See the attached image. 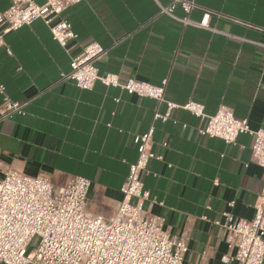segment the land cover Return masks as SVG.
Here are the masks:
<instances>
[{
    "label": "crops",
    "instance_id": "0c3cea01",
    "mask_svg": "<svg viewBox=\"0 0 264 264\" xmlns=\"http://www.w3.org/2000/svg\"><path fill=\"white\" fill-rule=\"evenodd\" d=\"M166 3L83 0L71 5L61 13L78 36L68 42V52L41 19L4 35L0 83L11 99L28 102L24 114L0 121V175L14 169L56 184L83 176L91 181L87 212L109 217L137 157L132 137L153 124L152 150L163 159H152L142 179L156 200L145 204L146 211L162 216L171 233L186 239L182 264H237L220 260L227 243L212 221L225 210L253 217L264 169L250 160V135L240 133L227 144L198 134L202 121L184 109L171 110L167 121H153L155 111H166L165 103L100 81L91 89L58 81L69 70L70 57L95 41L107 48L95 62L99 73L154 85L167 78V99L178 104L194 99L207 114L223 104L251 128L264 129V0H196L199 7L188 17L198 23L208 11L210 29L159 13V4ZM9 4L0 0V12ZM174 14L184 16L180 7Z\"/></svg>",
    "mask_w": 264,
    "mask_h": 264
},
{
    "label": "built area",
    "instance_id": "2783aa9c",
    "mask_svg": "<svg viewBox=\"0 0 264 264\" xmlns=\"http://www.w3.org/2000/svg\"><path fill=\"white\" fill-rule=\"evenodd\" d=\"M81 1L10 0L9 6L0 12V47L5 45L6 33L41 19L52 38L68 52V42L78 36L61 13ZM176 7L183 10L184 16L174 14ZM197 7L196 0H167L166 4H159V13L183 24L210 29L208 11H204L198 23L189 19V13ZM7 52L10 54L9 49ZM106 52L107 48L95 41L86 43L70 57L69 70L61 72L58 81H72L80 89H91L100 81L128 94L165 103L166 111H155L153 121H167L171 110L184 109L202 121L197 127L198 134L220 138L227 144H234L238 134L246 133L251 137L250 160L264 169L263 128H251L246 118H237L223 104L213 114H207L204 104L194 99L182 104L167 99V78L154 85L134 77L121 81L113 72L99 73L95 62ZM0 97V121L25 113L28 101L11 99L2 83ZM181 126L185 128L186 124ZM153 132L151 124L144 133L132 137L137 157L128 166V174L119 189L122 198L109 217L87 212L91 181L83 176L71 175L56 184L42 175L3 170L0 175V264H182L188 251L186 239L171 233L162 216L148 213L145 208L146 203L156 200L144 188L143 176L150 172L152 159H163L162 154L152 150ZM161 145L165 148L167 142ZM214 182L217 184V179ZM228 205L232 206L233 201ZM220 215L221 219L212 221L222 229L227 243V252L220 260L263 264L264 184L251 219L235 217L226 210Z\"/></svg>",
    "mask_w": 264,
    "mask_h": 264
}]
</instances>
